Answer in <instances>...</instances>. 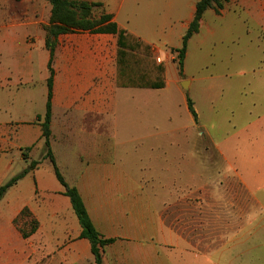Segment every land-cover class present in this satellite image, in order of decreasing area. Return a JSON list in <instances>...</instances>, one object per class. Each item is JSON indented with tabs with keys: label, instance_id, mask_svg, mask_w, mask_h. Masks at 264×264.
<instances>
[{
	"label": "crops",
	"instance_id": "0c3cea01",
	"mask_svg": "<svg viewBox=\"0 0 264 264\" xmlns=\"http://www.w3.org/2000/svg\"><path fill=\"white\" fill-rule=\"evenodd\" d=\"M78 1L101 3L118 28L148 44L155 61L159 58L166 68L168 62L175 60L171 49L180 48L199 0ZM251 4L256 5L254 12L264 10V1L230 0L219 14L207 11L199 32L190 41L195 38L204 43L207 36L216 33L215 27L206 21L209 12L218 19L235 10L250 14ZM43 5L49 18L50 5L44 0L27 7L28 11L18 9L14 14H5V41H0V106L5 109L0 142H5V156L16 150L22 163H38L22 168L26 174L0 202V215L5 214V224L0 222V264H39L46 258L47 264H95L89 241L80 237L81 227L71 202L63 194L64 188L43 152L38 118L44 115L47 101L49 51L44 30L42 33L39 29V36L33 41L29 37L33 36L31 24L40 26L48 22L26 16L39 12ZM251 17L264 28V17ZM163 47L165 53L161 55ZM188 54L187 50L183 75ZM116 62L115 35L77 32L57 38L52 62L50 126L51 150L57 167L67 184L80 193L96 229L104 238L114 239L102 252L103 264H170L172 255L177 259L175 264L187 256H192L189 259L194 262L199 255L182 251L180 244L187 241L171 227L169 220L171 207L187 203L186 186L197 184L195 177L188 184L186 181L187 165L195 164L197 159L200 168L201 157L195 148L186 147L194 139L190 130L173 137L168 132L146 136L148 157L157 156L147 158V167L130 164L136 151L126 158L127 153L120 150L118 131L123 117L128 115L127 111L137 109L132 99H144L146 109L152 110L156 105L163 112L169 111L167 94L172 88L168 85V70L163 89L119 88ZM181 95L187 107L188 96ZM193 105L199 120L194 102ZM38 148L41 160L35 161L33 155ZM44 162L50 169L43 172ZM156 168L163 171L162 181L157 183ZM4 183L5 178L0 175V186ZM240 185L249 200L248 185L244 181ZM155 206L160 208L156 215ZM24 208L38 222L37 230L27 238L13 224ZM211 251L212 248L206 251L208 260L218 253L217 249Z\"/></svg>",
	"mask_w": 264,
	"mask_h": 264
},
{
	"label": "rangeland",
	"instance_id": "374dc122",
	"mask_svg": "<svg viewBox=\"0 0 264 264\" xmlns=\"http://www.w3.org/2000/svg\"><path fill=\"white\" fill-rule=\"evenodd\" d=\"M37 1L0 0V41H5V14L28 11L27 7L37 6ZM43 6L39 12L26 13L27 18L48 22ZM250 6L253 17H264V10L254 12L256 5ZM250 14L235 10L218 19L209 12L206 21L216 33L207 36L204 43L195 38L189 42L186 76L178 73L177 59L167 64L168 85L172 88L167 94L169 111L163 112L156 105L146 109L144 99L134 98L137 109L127 111L118 131L120 150L127 153L126 158L136 151L130 162L136 167H147V158L157 157H148L146 136L168 132L173 137L190 130L194 137L186 147L200 154V168L197 159L195 164L189 163L186 181L188 184L195 177L197 184L186 186L188 201L179 208L171 207L169 220L187 241L180 244L182 251L197 254L199 259L193 262L189 259L192 256H187L180 264H264V28ZM44 26L31 24L34 37L29 40L39 36V29L44 33ZM175 78L177 83L172 82ZM184 81L187 90L182 87ZM181 94L196 104L199 120L194 122L195 128H191L194 119ZM0 122H5L1 106ZM0 127L5 129L4 124ZM40 153L39 148L35 150V161L41 160ZM31 164L22 163L16 150L5 156V142H0V175L5 183ZM48 168L46 162L41 164L43 172ZM156 169L155 183L163 176V171ZM243 181L249 187V200L241 189ZM3 207L5 211V204ZM158 208L154 207L155 215ZM0 222L5 224V214L0 215ZM23 223L21 220L19 227L29 231ZM211 248L218 253L208 260L206 251ZM169 260L170 264L177 261L174 255Z\"/></svg>",
	"mask_w": 264,
	"mask_h": 264
},
{
	"label": "trees",
	"instance_id": "16d2710c",
	"mask_svg": "<svg viewBox=\"0 0 264 264\" xmlns=\"http://www.w3.org/2000/svg\"><path fill=\"white\" fill-rule=\"evenodd\" d=\"M50 5V15L48 23L43 27L45 32V46L49 51L47 79V101L45 113L38 118L41 128V138L43 139L45 158L48 159L53 167L57 181L64 188L63 194L71 202L73 211L81 227L80 237L89 241L91 254L95 264H103L102 252L104 248L114 242V239L104 238L96 229L91 221L82 197L75 187H70L61 175L55 158L51 150V118H52V91L54 70L52 62L56 48L57 38L61 35L89 32L92 34H112L117 38V78L116 86L119 88H139V89H163L166 86V68L162 63L157 64L153 58L151 47L139 41L135 36L127 33L125 30L118 28L117 24L112 21V16L107 14L102 8L101 3H93L78 0H47ZM230 0H199L196 4L195 15L187 31L182 37L180 48L171 49L175 54L177 61L178 73L182 75L184 60L186 57L187 47L190 39L199 32L200 21L204 14L209 10L215 13L224 8ZM188 111L192 115L194 122L198 118L194 109L193 102L187 97ZM38 163L34 162L31 166ZM23 171L10 179L7 183L0 186V202L5 193L13 187L24 175ZM25 221L24 225L29 226V231L19 227L21 220ZM15 225L21 232L23 238L33 234L38 228V222L31 216L29 210L24 208L14 219ZM48 258L39 264H47Z\"/></svg>",
	"mask_w": 264,
	"mask_h": 264
},
{
	"label": "water",
	"instance_id": "95a60500",
	"mask_svg": "<svg viewBox=\"0 0 264 264\" xmlns=\"http://www.w3.org/2000/svg\"><path fill=\"white\" fill-rule=\"evenodd\" d=\"M182 87H183L184 90H187V85H186V82L185 81L182 82Z\"/></svg>",
	"mask_w": 264,
	"mask_h": 264
},
{
	"label": "built area",
	"instance_id": "2783aa9c",
	"mask_svg": "<svg viewBox=\"0 0 264 264\" xmlns=\"http://www.w3.org/2000/svg\"><path fill=\"white\" fill-rule=\"evenodd\" d=\"M156 62H158V63H161V61H160V59H159V58H157V59H156Z\"/></svg>",
	"mask_w": 264,
	"mask_h": 264
}]
</instances>
